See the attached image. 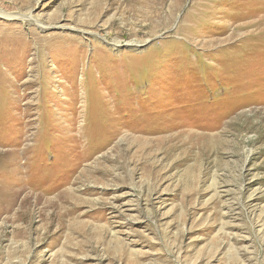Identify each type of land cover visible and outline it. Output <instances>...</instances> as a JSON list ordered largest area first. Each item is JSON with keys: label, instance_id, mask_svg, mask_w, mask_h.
Returning a JSON list of instances; mask_svg holds the SVG:
<instances>
[{"label": "rangeland", "instance_id": "rangeland-1", "mask_svg": "<svg viewBox=\"0 0 264 264\" xmlns=\"http://www.w3.org/2000/svg\"><path fill=\"white\" fill-rule=\"evenodd\" d=\"M0 264H264V0H0Z\"/></svg>", "mask_w": 264, "mask_h": 264}, {"label": "bare ground", "instance_id": "bare-ground-1", "mask_svg": "<svg viewBox=\"0 0 264 264\" xmlns=\"http://www.w3.org/2000/svg\"><path fill=\"white\" fill-rule=\"evenodd\" d=\"M5 16H9V15H7V14H4ZM11 16V15H10Z\"/></svg>", "mask_w": 264, "mask_h": 264}]
</instances>
